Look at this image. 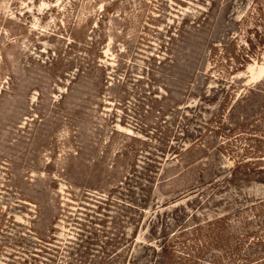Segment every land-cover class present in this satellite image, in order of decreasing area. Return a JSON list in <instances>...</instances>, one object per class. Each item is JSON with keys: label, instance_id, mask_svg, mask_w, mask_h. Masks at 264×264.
<instances>
[{"label": "rangeland", "instance_id": "obj_1", "mask_svg": "<svg viewBox=\"0 0 264 264\" xmlns=\"http://www.w3.org/2000/svg\"><path fill=\"white\" fill-rule=\"evenodd\" d=\"M0 264H264V0H0Z\"/></svg>", "mask_w": 264, "mask_h": 264}, {"label": "trees", "instance_id": "obj_2", "mask_svg": "<svg viewBox=\"0 0 264 264\" xmlns=\"http://www.w3.org/2000/svg\"><path fill=\"white\" fill-rule=\"evenodd\" d=\"M243 162H238L237 164H235V166L233 167V170L232 171H234V170H238V168H242V166L244 165V164H242ZM261 170L262 169H260V168H258V169H255V168H253V169H250L247 173H246V175H256V176H259L260 175V172H261Z\"/></svg>", "mask_w": 264, "mask_h": 264}]
</instances>
